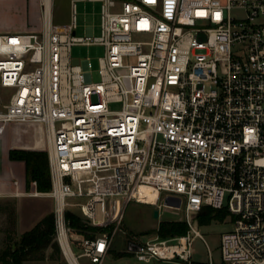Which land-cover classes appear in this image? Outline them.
<instances>
[{
	"label": "built area",
	"instance_id": "obj_1",
	"mask_svg": "<svg viewBox=\"0 0 264 264\" xmlns=\"http://www.w3.org/2000/svg\"><path fill=\"white\" fill-rule=\"evenodd\" d=\"M93 1L99 35L75 34L74 2L69 30L56 31L53 0H39L41 30L0 33V87L11 90L0 133L42 124L51 179L48 191L32 180L13 194L53 199V238L69 264L103 262L131 201L182 210L188 225L132 235L140 261L194 264L196 216L210 206L233 217L223 264H264V0ZM75 44L104 46L99 81L88 58L72 57ZM68 210L103 230L75 236Z\"/></svg>",
	"mask_w": 264,
	"mask_h": 264
},
{
	"label": "rangeland",
	"instance_id": "obj_2",
	"mask_svg": "<svg viewBox=\"0 0 264 264\" xmlns=\"http://www.w3.org/2000/svg\"><path fill=\"white\" fill-rule=\"evenodd\" d=\"M24 0H4L0 2V25L19 24L20 2ZM19 8V10H18ZM100 1L76 0L75 16L77 36L87 34V26L93 27V35H99ZM53 26L58 32H67L72 20V0H53ZM104 54V46L98 44H75L71 48L73 58L91 62L92 81H99V58ZM11 90L0 87V108L8 101ZM112 109H119V103H112ZM39 147L46 151L47 141L42 124L27 122H10L3 133H0V253L7 246H15L20 234L30 229L47 213L53 212V199L48 196H15V184L20 190H34L31 182L27 181L25 164L22 160H13L9 156L11 148L35 149ZM155 205L131 201L127 204L121 229L117 230L112 239L111 247L101 264H169L162 261L144 262L138 260L128 249L132 235H140L141 240L159 236L158 225L162 220L183 221V211L163 207L158 216H154ZM199 230L203 236L194 239L193 260L208 263L211 258L214 263H223L220 248L221 234L233 228V217L227 214L223 220H212L200 225L196 216ZM107 231L111 230L105 228ZM76 236L77 232L73 230ZM92 233V232H90ZM54 241V238H53ZM59 250L48 246L39 254V258H30L24 264H69ZM76 250V249H75ZM127 251L131 252L128 253ZM78 252V251H77ZM123 256L117 257L116 254ZM81 264L92 263L87 257L79 258ZM1 264V262H0Z\"/></svg>",
	"mask_w": 264,
	"mask_h": 264
},
{
	"label": "trees",
	"instance_id": "obj_3",
	"mask_svg": "<svg viewBox=\"0 0 264 264\" xmlns=\"http://www.w3.org/2000/svg\"><path fill=\"white\" fill-rule=\"evenodd\" d=\"M9 156L13 160H22L25 164L27 181L36 180L38 191H48L51 188L48 154L45 150L11 148ZM229 214L226 209H215L210 206H203L197 217L200 225L208 224L212 220H223ZM66 217L70 226L78 233L86 237H93L95 233L103 230L101 227L91 226L76 212L68 210ZM188 225L185 221L162 220L158 225L160 237L181 235L186 233ZM92 232V233H90ZM54 214L53 212L44 215L33 227L23 231L15 246H7L0 253L1 264H24L30 258H39V254L49 245L59 250L58 243L54 240ZM131 254V252L127 251ZM123 256L122 253L116 254ZM194 264H208L194 262ZM216 264V263H214ZM223 264V263H217Z\"/></svg>",
	"mask_w": 264,
	"mask_h": 264
},
{
	"label": "crops",
	"instance_id": "obj_4",
	"mask_svg": "<svg viewBox=\"0 0 264 264\" xmlns=\"http://www.w3.org/2000/svg\"><path fill=\"white\" fill-rule=\"evenodd\" d=\"M2 1L4 0H0V2ZM73 2L76 5V0H72V3ZM20 4H21L20 10L18 8L20 12V19H21L20 23L14 24V25H0V33L2 32H36V31L41 30L42 14H41V7H40L39 0H24L20 2ZM87 32H88V29H87ZM35 149L43 150L39 147V144H38V147H36ZM37 197H42V196H37ZM52 204L54 206L53 202Z\"/></svg>",
	"mask_w": 264,
	"mask_h": 264
},
{
	"label": "bare ground",
	"instance_id": "obj_5",
	"mask_svg": "<svg viewBox=\"0 0 264 264\" xmlns=\"http://www.w3.org/2000/svg\"><path fill=\"white\" fill-rule=\"evenodd\" d=\"M141 195H146L147 198L146 200H154L155 199V193L150 192L148 189L145 187H141Z\"/></svg>",
	"mask_w": 264,
	"mask_h": 264
},
{
	"label": "water",
	"instance_id": "obj_6",
	"mask_svg": "<svg viewBox=\"0 0 264 264\" xmlns=\"http://www.w3.org/2000/svg\"><path fill=\"white\" fill-rule=\"evenodd\" d=\"M74 63H77V59H74ZM159 214V210L157 208H155L154 210V216H158ZM138 246L136 244H134L133 242H129L128 243V249L131 251V250H134L136 249Z\"/></svg>",
	"mask_w": 264,
	"mask_h": 264
}]
</instances>
